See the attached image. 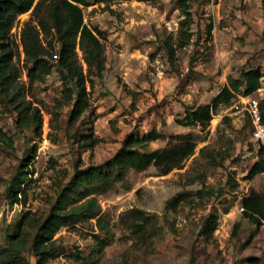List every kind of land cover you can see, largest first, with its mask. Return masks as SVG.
<instances>
[{
	"label": "rangeland",
	"instance_id": "obj_1",
	"mask_svg": "<svg viewBox=\"0 0 264 264\" xmlns=\"http://www.w3.org/2000/svg\"><path fill=\"white\" fill-rule=\"evenodd\" d=\"M87 1L84 21L101 33L105 69L101 81L91 76L92 86L87 83L89 108L77 121H69L71 105L64 101L56 66L43 80L26 74L20 35L33 21L38 0L10 32L20 73L0 92V130L11 138H0V264H246L251 255L264 259V221L256 226L240 210L251 190L264 191V172L249 177L264 150L261 156L242 109L244 89L218 107L207 127L175 122L185 106L211 103L229 77L239 78L250 67L260 72L261 87L250 95L259 101L264 119V0H188L192 38L184 47L177 46L183 18L177 0ZM50 40L54 53V37L43 38V45ZM165 42L173 45L171 55ZM78 57L86 69L79 49ZM28 102L41 113L38 133L34 126L21 133L15 125V104ZM235 106L240 113L234 114ZM153 129L161 136L149 150L184 138L196 142L182 168L164 175L154 166L128 169L123 178L106 183L83 178L93 168L106 169L128 135ZM19 184V201L13 202L9 189ZM90 197L97 199L99 215L110 227L109 238L97 227L98 215L61 227L35 249L51 211ZM102 240L107 244L99 249Z\"/></svg>",
	"mask_w": 264,
	"mask_h": 264
},
{
	"label": "trees",
	"instance_id": "obj_2",
	"mask_svg": "<svg viewBox=\"0 0 264 264\" xmlns=\"http://www.w3.org/2000/svg\"><path fill=\"white\" fill-rule=\"evenodd\" d=\"M178 8L183 16L179 21L177 46L184 47L192 38L190 26L193 14L188 0H177ZM35 0H0V92L5 93L19 76L20 70L14 63L16 52L13 50L11 29L19 15L29 11ZM87 0H38L32 9V22H26L22 28L20 42L25 55L26 74L30 80H43L49 75L54 66L61 74L64 101L71 105L69 121H77L89 108V90L87 83L92 86L91 76L99 81L103 78L105 69V51L102 36L99 31L91 29L84 21L83 8L89 6ZM35 22V24L33 23ZM42 35V36H41ZM54 37L56 49L53 53V43L43 45V38ZM43 37V38H42ZM169 54L173 53V45L165 42ZM78 49L82 53V61L78 57ZM260 72L254 67L242 70L239 78L229 77L228 82L222 87L211 103L199 104L194 107L185 106L181 117L175 119L177 125L182 127L201 126L207 127L222 104H229L236 92L243 90L244 95H250L261 87ZM32 112L30 113V109ZM17 112L15 125L19 132L27 127L34 126V131L39 132L42 126L40 110L31 107V102L21 106L15 104ZM155 129L137 136L130 134L122 142L119 150L106 162V169L91 168L83 177L88 183H106L109 178L115 180L123 178L128 169L142 171L154 166L159 174H167L173 169L183 167L196 149V142L190 138L169 143L163 148L149 150L148 145L160 137ZM0 138L11 141L10 136L0 130ZM263 150L259 149L262 156ZM264 172V158L255 162L249 171V177ZM81 178V177H80ZM24 182V181H19ZM103 186V185H102ZM18 189H9V195L14 197L13 202H18ZM22 194V192H21ZM23 196L24 193H23ZM242 217L260 226L264 221V191L251 190L242 198ZM100 214V207L95 197H90L82 203L69 209L57 208L50 212L47 220L42 224V239L35 240V249L44 246L45 241L51 240L61 227L76 223L81 219H90ZM99 231L111 236L109 225L104 217H97ZM237 223L235 227L238 228ZM107 240V239H106ZM99 249H103L107 241L99 242ZM40 250V249H39ZM246 264H264V259L251 255L246 259Z\"/></svg>",
	"mask_w": 264,
	"mask_h": 264
},
{
	"label": "built area",
	"instance_id": "obj_3",
	"mask_svg": "<svg viewBox=\"0 0 264 264\" xmlns=\"http://www.w3.org/2000/svg\"><path fill=\"white\" fill-rule=\"evenodd\" d=\"M243 99L242 109L246 111L252 125V138L258 149L264 150V119L260 111L259 101L252 95H246ZM240 113V107L235 106L234 114ZM240 210H243L241 207Z\"/></svg>",
	"mask_w": 264,
	"mask_h": 264
},
{
	"label": "crops",
	"instance_id": "obj_4",
	"mask_svg": "<svg viewBox=\"0 0 264 264\" xmlns=\"http://www.w3.org/2000/svg\"><path fill=\"white\" fill-rule=\"evenodd\" d=\"M242 207V206H241ZM241 207H240V209H241Z\"/></svg>",
	"mask_w": 264,
	"mask_h": 264
}]
</instances>
